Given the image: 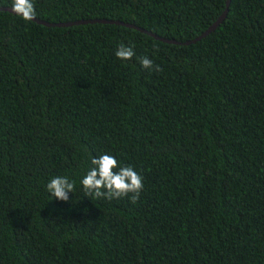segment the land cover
Masks as SVG:
<instances>
[{
	"label": "trees",
	"instance_id": "obj_1",
	"mask_svg": "<svg viewBox=\"0 0 264 264\" xmlns=\"http://www.w3.org/2000/svg\"><path fill=\"white\" fill-rule=\"evenodd\" d=\"M33 3L176 43L0 10V264H264V0ZM101 154L143 177L136 203L84 195ZM58 175L68 201L46 190Z\"/></svg>",
	"mask_w": 264,
	"mask_h": 264
},
{
	"label": "clouds",
	"instance_id": "obj_2",
	"mask_svg": "<svg viewBox=\"0 0 264 264\" xmlns=\"http://www.w3.org/2000/svg\"><path fill=\"white\" fill-rule=\"evenodd\" d=\"M11 12L25 22H30L36 17V9L33 0H11ZM117 59L129 61L135 56L133 47L123 43L119 45L115 52ZM139 63L143 69L162 71L159 65L147 56L139 58ZM91 167L80 179L82 190L86 197L94 199H120L128 197L132 203H136L140 193L144 188L143 177L129 165L121 166L118 160L109 154H101L91 158ZM75 181H71L67 176H54L46 184V190L50 198L60 201H68L69 193L75 191Z\"/></svg>",
	"mask_w": 264,
	"mask_h": 264
},
{
	"label": "water",
	"instance_id": "obj_3",
	"mask_svg": "<svg viewBox=\"0 0 264 264\" xmlns=\"http://www.w3.org/2000/svg\"><path fill=\"white\" fill-rule=\"evenodd\" d=\"M228 4V0H225V5L227 6ZM0 10H5V11H9L11 12V9L9 7H5V6H0ZM226 10H227V7H225L223 9V11L218 15V17L208 26L206 27V29L201 32L198 36L194 37L193 39H190V40H186V41H183V44H188L190 42H194L195 40L201 38L202 36L206 35L209 31H211L225 16V13H226ZM35 22L37 23H40V24H43V25H46V26H70V25H74V24H83V23H87V22H102V23H113V24H121V25H124V26H128V27H131V28H135L141 32H145L147 33L148 35L154 37L155 39H159L161 41H165V42H172V43H176L174 40H167V39H164V38H161V37H158L156 34H153L149 31H145L137 26H134L132 24H127V23H122V22H119L117 20H105V19H79V20H75V21H67V22H58V23H48V22H45V21H42V20H39L37 18H34ZM178 43V42H177Z\"/></svg>",
	"mask_w": 264,
	"mask_h": 264
}]
</instances>
